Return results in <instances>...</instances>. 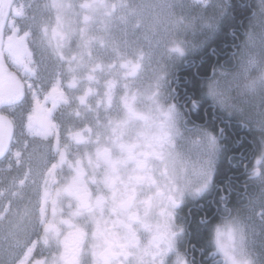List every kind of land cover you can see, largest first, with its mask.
<instances>
[{
  "label": "rangeland",
  "instance_id": "1",
  "mask_svg": "<svg viewBox=\"0 0 264 264\" xmlns=\"http://www.w3.org/2000/svg\"><path fill=\"white\" fill-rule=\"evenodd\" d=\"M164 1L50 0L47 3L49 15L45 9L43 12L28 11V15L18 23L21 30L31 28L29 45L34 53L35 78L30 79L21 73L13 75L3 65L0 67V96L16 97L25 84L24 93L31 103L33 90L45 91L46 86L59 77L63 89L73 94L72 105L67 103L59 109L68 110L75 116L80 113L78 106L81 105V95L76 98L77 91L83 94L87 87L100 90L99 97L103 98L105 106L111 101L115 103L119 95L120 100L133 98L137 108L147 114V121L129 117L140 128L138 137L142 134L147 136L160 159L159 165L182 188L186 179L182 164L186 140L200 139L197 130L214 135L205 126H184L185 112L174 100L172 77L182 58L196 53L215 32L221 20L218 6H227L228 0H205L202 3L194 0ZM21 2L23 0H18L19 4ZM257 5H264V0H256ZM43 17L46 24L41 25L39 20L44 21ZM52 17L63 25L62 30L67 34L64 44L54 43L52 39ZM38 25L40 29H35ZM145 37L150 41L147 42ZM99 52H104L99 57L100 61L97 58ZM109 57L120 58L126 69L117 72ZM136 64H141V68L133 76L132 67ZM210 88L219 93L228 111L249 123L260 137L264 135V14L259 8L255 9L246 28L236 66L216 68L209 79L208 92ZM210 97L215 103L213 96ZM13 112L18 115L14 114V119L6 121L3 118V115L9 117ZM0 116L3 118H0V136L3 130L5 134L14 130L16 134L12 141H17V145L8 150V157L0 160V214L5 212L0 224H5V264H11L17 239L31 232L37 234L43 226L38 213L39 200L43 190L52 186L55 172H49V165L59 153L55 152L52 141L29 137L24 130V122L20 128L21 109L12 106L0 111ZM8 121L12 127L8 125L6 130L5 122ZM60 131L62 139V126ZM214 137L217 141L215 166L219 144L218 137ZM262 155L264 151L257 152L253 161L258 193L251 199V212L247 208L249 204L234 207L231 218L217 227L219 247L226 250V254H236L241 259L253 256L258 260L264 253V222L259 219L261 207H264L259 202L261 184L264 183ZM57 172L56 169V181L59 178Z\"/></svg>",
  "mask_w": 264,
  "mask_h": 264
},
{
  "label": "flooded vegetation",
  "instance_id": "2",
  "mask_svg": "<svg viewBox=\"0 0 264 264\" xmlns=\"http://www.w3.org/2000/svg\"><path fill=\"white\" fill-rule=\"evenodd\" d=\"M14 1L0 0V67L8 65L2 51V40L8 29L7 22ZM25 13L18 19H23ZM47 13L49 15L50 11ZM54 19L52 39L54 43L64 44L67 34L62 30L63 25L57 22V18ZM39 21L41 25L46 24L45 19ZM195 58V53L182 58L179 70L185 71L187 66L193 64ZM215 71L216 67L213 65L208 79H211ZM103 80L104 78L101 81ZM77 92L76 98L81 95V105L78 106L76 103L81 115L78 113L75 116L68 110L60 111L57 115L62 126L61 149L59 148V154L55 158L58 162L59 178L56 181L55 171L52 175L54 181L50 186L53 189L51 198L53 200H50L51 203L49 202V207L47 206V220L45 219L44 223L40 221L43 226L34 235L36 238L33 241L36 240V246L27 264H123L124 253L127 251L123 245L126 241L123 230L114 228L113 221L125 214L143 210L148 204H164L166 207L165 198L171 197L173 192L181 189L172 180L168 171L159 165L160 159L155 155V147L147 136L142 134L138 137L140 128L135 126L133 120H129V117H134L128 112L127 100H123V117L106 122L102 116L111 102L107 106L104 105L105 101L99 97L100 90L95 91L87 87L83 94ZM21 93L22 90L16 97L7 94L5 97L0 96V111L21 104L24 106L27 97L20 101ZM65 93L71 106L73 94ZM132 101L136 110L140 111L135 100ZM179 102L185 112L184 126H205L210 132L212 120L207 113L205 120L187 125L186 122L192 120L187 115L191 112L190 98L187 100L182 98ZM212 103L213 106H217ZM140 112L144 116L138 121H147V114ZM7 113L6 110L5 114ZM0 118L7 120L8 116L3 115V118L2 116ZM183 196L188 199V205L183 209L184 216L187 217L186 228L182 235L170 237L172 239L170 264L176 256H182L186 264H264V253L258 260H256L258 257L253 256L241 259L235 253L226 254V250L219 247L217 227L231 218L234 207L230 203L227 205L230 215L217 218L218 214L214 211L209 214L212 225L216 228L205 227L203 229L205 240L202 242L197 234V218L202 215L199 214L201 209L199 204L202 201L193 202L188 192H184ZM2 217L4 215H0V219ZM177 223L181 221L177 220ZM140 236L139 249H148V234L141 232ZM32 239L33 237H30L28 241ZM139 249L132 248L131 251L137 252ZM0 257V264H5V224H0Z\"/></svg>",
  "mask_w": 264,
  "mask_h": 264
},
{
  "label": "snow or ice",
  "instance_id": "3",
  "mask_svg": "<svg viewBox=\"0 0 264 264\" xmlns=\"http://www.w3.org/2000/svg\"><path fill=\"white\" fill-rule=\"evenodd\" d=\"M221 12V20L224 28L227 29L224 35L232 37L233 40L237 38V34L243 32L245 28L244 20L238 18L239 10H254V6L250 3H238L236 5H220L218 6ZM225 7L232 10L224 13ZM262 14H264V5H257ZM238 45L233 44V48H237ZM213 53L216 49H212ZM236 55V52L231 54ZM206 95H212L215 103L221 106V111L224 113V118L231 126L233 123V117L229 114L228 109L224 106V101L219 98V93L211 90ZM237 127H240L238 124ZM198 131L200 139L193 140L188 138L186 140V155L182 160L183 167L186 172V179L181 189L173 192L171 197H166L167 205H153L148 204L143 210H137L136 212L125 214L117 220L113 221V227L122 229L124 233V239L126 243L123 245L127 251L124 253L125 261L123 264H170L172 239L175 235H182L185 228L187 217L184 216L183 209L188 205V199L183 196L184 192L191 194V200L206 201L208 205H211L209 211H214L216 214L221 212L225 215H230L228 203L232 197L235 189L231 185L232 178L229 177L223 182L219 179V170L214 166V157L217 152V141L214 136L209 135L207 132ZM218 131H223L218 129ZM249 131V135H251ZM243 138H241L242 142ZM255 142V137H253ZM264 151V135L261 136L259 141ZM241 159L244 158V153H239ZM260 162L264 164V155L260 157ZM243 167L247 171V164H243ZM255 174V168L253 169ZM171 191V190H169ZM219 191L221 195L218 198L207 200L209 193ZM239 198V193H236ZM260 204H264V183L261 184V194L259 197ZM252 203L250 201L248 205V211L251 212ZM199 208H205V204H199ZM163 209V211H161ZM191 209L189 208V213ZM251 219V216H248ZM259 219L264 222V207H261ZM180 220L181 223H177ZM197 223L201 226V230L207 226L212 225L211 219L208 216V211H205L201 216L197 218ZM172 229L175 231L173 232ZM141 232L148 234V249H139V243L141 239ZM132 248L139 249L137 252L131 251ZM203 253V249L201 250ZM171 264H186L182 256H176L171 260Z\"/></svg>",
  "mask_w": 264,
  "mask_h": 264
},
{
  "label": "trees",
  "instance_id": "4",
  "mask_svg": "<svg viewBox=\"0 0 264 264\" xmlns=\"http://www.w3.org/2000/svg\"><path fill=\"white\" fill-rule=\"evenodd\" d=\"M238 3H250L254 6V10L252 11L242 9L237 13L238 18L243 19L245 24L242 34L238 33L235 40H233L230 36L224 35V32H226L227 29L224 28L222 20H220L215 32L211 34L209 38L205 40V42L202 43L199 50H197L195 53L196 58L193 60V64L187 66L185 71H180L179 63L176 72L172 77L171 83L174 100L177 103L180 104L179 100L182 98H185L186 100L190 98L189 108L191 112L187 115H189L192 120H188L186 122L187 125L191 124V122L194 124L195 121L205 120L206 113L212 120L210 123V133L218 137L219 144V158L215 168L219 170V179L221 182L227 180L229 177L232 178L230 186L235 189V192L230 198L229 203L233 207L246 205L258 193V183L255 179V174H253V161L257 152L260 153L262 150L261 144L259 143L261 137L258 132H256L252 126H250L249 123L243 121L235 113L228 111L233 117V123L230 126L227 120L224 118V113L221 111V108L218 105L213 106L210 95L206 94L209 93L208 76L213 65H215L216 68H232L236 66L241 41L244 38L251 16L256 9V0H228L227 5H236ZM231 10V8L226 7L224 13H227ZM233 44L238 45V47L233 48ZM214 48L216 49L215 53L212 51ZM233 52H236L235 56L231 55ZM6 68L7 71H11L13 75L18 74L9 65H7ZM0 82H2V80ZM24 86L25 84H22V95L20 94L22 97L20 101H23L22 99L24 97H27V100L26 103H24V106L18 108V110L21 109L22 115L19 117L20 120H18L20 128L22 127L21 124L24 119V114L29 110L30 106L28 95L24 93ZM14 114L15 113H11V115ZM15 115H17V113ZM238 124L240 127H237ZM8 125L9 121L5 122L6 130L8 129ZM10 126L12 127V124L9 125V127ZM218 129H222L223 131H218ZM249 131H251V135H249ZM15 134L16 131L14 133V130H8L7 134H5V131L3 130V134L0 136V160L2 158L8 157V150L12 146L16 145L12 141V138H14ZM253 137H255V142H253ZM241 138H243L242 142ZM241 152L244 153L243 159H241L239 155ZM245 163L247 164V171L243 167V164ZM246 188H248V191H246ZM236 193H239V198L237 197ZM214 194L215 198H218L221 195L219 191H216V193L214 191L209 193L206 199H213ZM202 203L205 204V208L200 209L199 214H203L205 211H208V216L210 217L211 212H213L209 211L211 205H208L206 201H202ZM221 216L225 217L226 215L221 212L218 214L217 218H221ZM197 227V234L200 236V239L203 242L205 240L204 230H201V226L199 224H197ZM32 234L33 233L31 232L30 234H24L23 236L21 235L17 243H19L22 238L28 240Z\"/></svg>",
  "mask_w": 264,
  "mask_h": 264
},
{
  "label": "bare ground",
  "instance_id": "5",
  "mask_svg": "<svg viewBox=\"0 0 264 264\" xmlns=\"http://www.w3.org/2000/svg\"><path fill=\"white\" fill-rule=\"evenodd\" d=\"M195 2L202 3L205 0H194ZM25 9L22 4H15L12 9V16L8 24V33L4 40V52L9 58L11 64L20 71L24 76L35 78V68L33 66L34 54L29 45V38L31 36L30 29H20L17 21L18 18L24 16ZM62 81L56 77L50 86L39 94L36 89L32 92V107L28 112L26 122V133L29 137L39 138L42 140L52 141V146L55 152H59L60 148V124L54 117L59 108L68 103L67 95L61 85ZM31 86V80L28 81ZM57 161L53 160L49 165V172L53 173L57 169ZM53 197V189L47 187L43 190L42 196L39 200L38 212L40 221L45 222L47 216V206ZM3 218V217H2ZM36 246V240L28 245L23 256L14 264H27L31 258Z\"/></svg>",
  "mask_w": 264,
  "mask_h": 264
},
{
  "label": "water",
  "instance_id": "6",
  "mask_svg": "<svg viewBox=\"0 0 264 264\" xmlns=\"http://www.w3.org/2000/svg\"><path fill=\"white\" fill-rule=\"evenodd\" d=\"M139 68H140L139 65H137V66H135V67L133 68V75H135V74L137 73V70H138ZM128 109H129L130 113H132V114L135 116V118H137V119H141V118L143 117V114H142V113L137 112V111L132 107V103L129 104ZM77 142H78V143H82V141H77Z\"/></svg>",
  "mask_w": 264,
  "mask_h": 264
},
{
  "label": "built area",
  "instance_id": "7",
  "mask_svg": "<svg viewBox=\"0 0 264 264\" xmlns=\"http://www.w3.org/2000/svg\"><path fill=\"white\" fill-rule=\"evenodd\" d=\"M118 107H119V104H118V102H117V103L115 104V107L113 108V110H114L115 112H117Z\"/></svg>",
  "mask_w": 264,
  "mask_h": 264
}]
</instances>
